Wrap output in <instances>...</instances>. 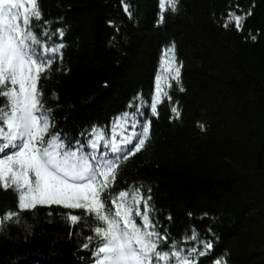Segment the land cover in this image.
Returning <instances> with one entry per match:
<instances>
[{
  "label": "trees",
  "instance_id": "obj_1",
  "mask_svg": "<svg viewBox=\"0 0 264 264\" xmlns=\"http://www.w3.org/2000/svg\"><path fill=\"white\" fill-rule=\"evenodd\" d=\"M129 6L131 17L124 11ZM50 29H64L62 60L41 75L37 87L51 109L49 132L65 143L106 131L116 117L134 111L139 94L154 88L164 49L175 45L180 83L171 81L157 114L147 113L150 134L140 151L121 160L107 190L142 187L152 215L183 248L213 250L198 264H264V0H179L164 12L159 0H38ZM246 15L243 28H225L228 12ZM111 22V23H110ZM251 36H256L253 41ZM183 88V91L180 89ZM177 109V113L172 108ZM202 126V127H201ZM2 155V154H0ZM131 186V187H130ZM143 206L141 205V210ZM0 264H85L81 245L97 226L83 209L40 205L21 210L16 193L0 187ZM71 213L80 220L68 221ZM171 217L169 220L168 218ZM195 229L198 240H181Z\"/></svg>",
  "mask_w": 264,
  "mask_h": 264
},
{
  "label": "snow or ice",
  "instance_id": "obj_2",
  "mask_svg": "<svg viewBox=\"0 0 264 264\" xmlns=\"http://www.w3.org/2000/svg\"><path fill=\"white\" fill-rule=\"evenodd\" d=\"M178 4L179 0H159L157 23H163L165 11L176 13ZM124 11L131 17L127 4ZM250 14L230 11L223 26L227 28L234 22L240 31ZM41 20L38 0H0V187L16 193L21 210L38 204L60 205L93 215L97 226L81 245L89 249L95 241L92 259L85 264H198V257L210 255L213 243L202 240L201 249H186L170 237L167 229L161 231L152 215L151 189L147 196L139 186L131 192L121 190L110 197L111 204L106 202L121 160L140 151L149 137L148 111L156 115L163 98L170 100L165 89L172 87L171 81L180 83L181 65L175 57V45L164 49L162 67L157 70L148 98L137 94L135 103L129 105L134 111L115 118L110 140L98 126L81 133L88 137L86 144L91 151L86 152L79 140L75 145L72 141L66 144L61 133L46 138L51 109L45 108L37 85L41 75L57 59L62 60L65 45L63 28L52 30L48 21H43L39 33L31 27L33 21ZM251 39L255 41L256 36ZM172 111L177 113L175 107ZM101 143L111 155L96 154ZM17 215L8 212L0 223ZM67 219L76 224L80 217L69 213ZM180 239L197 241L198 233L192 229L190 235ZM214 264L226 261L217 258Z\"/></svg>",
  "mask_w": 264,
  "mask_h": 264
},
{
  "label": "rangeland",
  "instance_id": "obj_3",
  "mask_svg": "<svg viewBox=\"0 0 264 264\" xmlns=\"http://www.w3.org/2000/svg\"><path fill=\"white\" fill-rule=\"evenodd\" d=\"M161 67H162V65H161ZM165 67H166V66H165ZM161 75L163 76V75H164V73L162 72V73H161Z\"/></svg>",
  "mask_w": 264,
  "mask_h": 264
}]
</instances>
